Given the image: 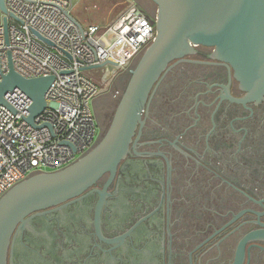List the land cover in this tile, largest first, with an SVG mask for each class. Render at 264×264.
Listing matches in <instances>:
<instances>
[{"label":"flooded vegetation","instance_id":"flooded-vegetation-1","mask_svg":"<svg viewBox=\"0 0 264 264\" xmlns=\"http://www.w3.org/2000/svg\"><path fill=\"white\" fill-rule=\"evenodd\" d=\"M213 53L196 46L166 73L98 221L108 174L88 195L30 219L7 264H264V240L247 238L264 230V97L243 101Z\"/></svg>","mask_w":264,"mask_h":264},{"label":"built area","instance_id":"built-area-1","mask_svg":"<svg viewBox=\"0 0 264 264\" xmlns=\"http://www.w3.org/2000/svg\"><path fill=\"white\" fill-rule=\"evenodd\" d=\"M127 3L109 24L84 26L72 17L71 0H5L0 81L9 70L8 54L21 76L53 81L44 110L33 119L39 127L26 121L31 100L25 93L14 88L3 96L0 198L31 175L72 164L101 138L93 101L106 91L104 82L134 65L156 36L155 17L134 0Z\"/></svg>","mask_w":264,"mask_h":264},{"label":"water","instance_id":"water-1","mask_svg":"<svg viewBox=\"0 0 264 264\" xmlns=\"http://www.w3.org/2000/svg\"><path fill=\"white\" fill-rule=\"evenodd\" d=\"M150 1L156 6V36L128 70L129 78L110 124L97 144L72 164L54 172L31 175L0 198V264H7L11 240L12 252L17 234L30 219L49 208L59 209L88 195L97 181L108 174L96 207L98 221L106 188L129 152L136 131H140L142 114L156 88L174 65L194 53L196 46L212 47V57L232 68L245 94L243 101L264 97V0ZM6 13L5 0H0V21L5 27ZM172 61L175 62L170 64ZM8 62L9 70L0 81V104H6L3 96L8 91L19 89L31 100L26 121L39 127L33 119L46 106L45 93L53 76L25 78L14 70L9 54ZM136 142L137 137L133 147ZM247 238L264 240V230L253 232Z\"/></svg>","mask_w":264,"mask_h":264},{"label":"rangeland","instance_id":"rangeland-1","mask_svg":"<svg viewBox=\"0 0 264 264\" xmlns=\"http://www.w3.org/2000/svg\"><path fill=\"white\" fill-rule=\"evenodd\" d=\"M147 15L155 17L156 6L149 0H134ZM72 17L84 26H104L112 22L121 10L128 4L127 0H71ZM129 76L119 82L117 77L104 82L106 91L100 94L92 103V109L98 119L103 123V133L108 128L114 110ZM118 92V94H116ZM101 97V98H100ZM106 107V112H101Z\"/></svg>","mask_w":264,"mask_h":264}]
</instances>
